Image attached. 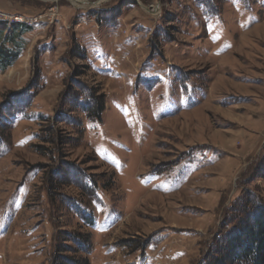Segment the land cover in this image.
Instances as JSON below:
<instances>
[{
	"label": "rangeland",
	"instance_id": "obj_1",
	"mask_svg": "<svg viewBox=\"0 0 264 264\" xmlns=\"http://www.w3.org/2000/svg\"><path fill=\"white\" fill-rule=\"evenodd\" d=\"M1 20L29 30L0 66V264H53L58 247L200 264L244 188L264 202L247 177L264 156V0H0Z\"/></svg>",
	"mask_w": 264,
	"mask_h": 264
},
{
	"label": "trees",
	"instance_id": "obj_2",
	"mask_svg": "<svg viewBox=\"0 0 264 264\" xmlns=\"http://www.w3.org/2000/svg\"><path fill=\"white\" fill-rule=\"evenodd\" d=\"M28 30L24 24L15 22L10 28L7 21H0V66L8 67L19 58L24 47L21 37ZM17 32L19 38L15 37ZM2 33H5L4 38H1ZM247 177L250 181L264 179V156L250 167ZM242 193L231 206L232 216L226 219V225L230 227L220 231L200 264H264V202L257 199L248 188H244ZM85 219L87 223L94 224L92 216H85ZM66 240L77 245L73 251L87 250L85 242L78 235L69 234ZM64 251L72 249L58 247L53 264H89L87 258L81 263L65 256Z\"/></svg>",
	"mask_w": 264,
	"mask_h": 264
},
{
	"label": "built area",
	"instance_id": "obj_3",
	"mask_svg": "<svg viewBox=\"0 0 264 264\" xmlns=\"http://www.w3.org/2000/svg\"><path fill=\"white\" fill-rule=\"evenodd\" d=\"M15 20L16 21H20V22H23L24 21L22 18L21 19L20 18H16Z\"/></svg>",
	"mask_w": 264,
	"mask_h": 264
}]
</instances>
